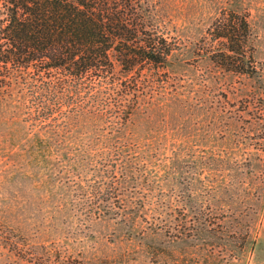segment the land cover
Here are the masks:
<instances>
[{"label":"rangeland","instance_id":"obj_1","mask_svg":"<svg viewBox=\"0 0 264 264\" xmlns=\"http://www.w3.org/2000/svg\"><path fill=\"white\" fill-rule=\"evenodd\" d=\"M155 1L177 51L128 138L152 148L139 180L155 192L127 201L151 209L124 222L90 213L106 162L97 135H42L16 89L0 100V264H43L47 252L85 264H264V0H243L255 76L199 49L228 0Z\"/></svg>","mask_w":264,"mask_h":264},{"label":"trees","instance_id":"obj_2","mask_svg":"<svg viewBox=\"0 0 264 264\" xmlns=\"http://www.w3.org/2000/svg\"><path fill=\"white\" fill-rule=\"evenodd\" d=\"M226 5L199 49L229 72L258 75L250 14L243 0ZM176 49L155 0H0V100L18 89L42 135L63 138L89 128L79 135L100 136L91 144L100 143L106 162L90 186V213L124 222L151 209L127 201L155 192L139 180L153 150L131 142L129 131L153 109L157 77ZM116 197L125 204L115 206ZM154 211L168 215L166 204ZM42 262L85 264L49 252Z\"/></svg>","mask_w":264,"mask_h":264}]
</instances>
